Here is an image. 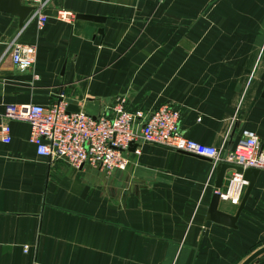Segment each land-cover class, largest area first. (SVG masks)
Masks as SVG:
<instances>
[{
	"label": "crops",
	"instance_id": "1",
	"mask_svg": "<svg viewBox=\"0 0 264 264\" xmlns=\"http://www.w3.org/2000/svg\"><path fill=\"white\" fill-rule=\"evenodd\" d=\"M41 14L39 30L36 15L20 28L0 11V124L6 106L63 94L92 118L121 100L130 112L173 108L185 137L223 153L243 129L264 144V0H46ZM13 41L34 45L31 68L14 66ZM7 124L0 264H264V171L229 227L207 219L210 158L140 143L124 170L76 169L38 156L28 123ZM241 201L217 210L235 216Z\"/></svg>",
	"mask_w": 264,
	"mask_h": 264
},
{
	"label": "built area",
	"instance_id": "2",
	"mask_svg": "<svg viewBox=\"0 0 264 264\" xmlns=\"http://www.w3.org/2000/svg\"><path fill=\"white\" fill-rule=\"evenodd\" d=\"M20 2L35 8L33 15H36V26L41 30L47 21V17L41 14L46 0ZM57 17L66 21L71 15L62 11ZM8 50L14 66L20 69L32 67L35 60L34 45L13 41ZM58 97L57 102L47 106H6L3 114L6 122L0 124V140L5 143L10 141L7 121L15 120L29 124V142L35 146L38 156L63 161L76 169L89 167L106 173L124 170L128 163L124 152L129 145L148 143L210 158L214 168L218 163H224L238 166L243 171H264V144H261L256 134L250 130L243 129L234 150L223 153L221 149L185 137L178 126L179 113L173 108L163 107L151 113L130 112L121 100L112 106V115L109 117L92 118L81 112L66 113L67 103L64 95L59 94ZM137 151L138 149H135V153ZM225 181V187L216 189L215 192L219 200L239 205L248 182L242 174L235 171H232ZM26 249L27 245L24 246V250Z\"/></svg>",
	"mask_w": 264,
	"mask_h": 264
},
{
	"label": "water",
	"instance_id": "3",
	"mask_svg": "<svg viewBox=\"0 0 264 264\" xmlns=\"http://www.w3.org/2000/svg\"><path fill=\"white\" fill-rule=\"evenodd\" d=\"M0 11L16 16L18 18V26L21 28L24 25V23L33 15V13L35 12V8L21 4L20 0H0ZM77 18L83 20H89V21H97V22L102 21L100 18L90 17V16H77ZM262 97H264V92ZM71 112L78 113L79 109L76 106L67 105L66 113H71ZM135 147H136L135 144L131 143L129 145V149L130 148L134 149ZM228 171H235L236 173L242 174L243 178L248 182L245 194L242 198L238 211L235 216H228L226 214L219 212L217 210L219 203V196L215 193L212 196L208 208L207 219L222 225L235 227L236 219L243 208V205L248 197L250 190L252 189V186L255 182V178L259 173V170L247 169L243 171L238 166L220 163L216 167L215 185H214L215 190L221 189L223 185L224 177ZM248 260L245 261L243 264H246Z\"/></svg>",
	"mask_w": 264,
	"mask_h": 264
}]
</instances>
